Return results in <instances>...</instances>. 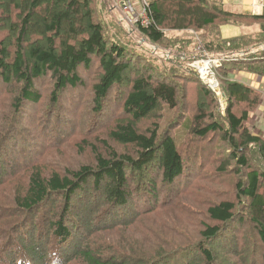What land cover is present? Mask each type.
I'll return each mask as SVG.
<instances>
[{
    "label": "trees",
    "instance_id": "obj_1",
    "mask_svg": "<svg viewBox=\"0 0 264 264\" xmlns=\"http://www.w3.org/2000/svg\"><path fill=\"white\" fill-rule=\"evenodd\" d=\"M147 3L150 23L136 24L135 31L152 45L187 57L195 44L193 35L181 40L170 34L195 32L206 51L228 57L218 70L221 113L216 92L196 72L198 91L203 100L215 101L218 112L203 103L186 109L183 81L195 82L192 77L181 78L129 51L107 30L102 16L107 8L100 0H0V91L9 92L8 112H0V189L18 178L24 184L12 193H0V264H181L178 252L184 264H241L224 258L225 248L229 252L224 241L225 235L237 236L246 224L258 241L252 236L250 244L261 250L260 260L249 263L264 264V138L247 126L263 93L228 78L231 71H242L264 79V11L260 16L234 14L213 0ZM230 25L257 26L258 37L225 40L221 29ZM188 57L193 59L191 53ZM94 66L98 71L90 85L93 120L103 115L112 93L123 86L126 94L120 113L106 120L111 122L105 139L81 140L68 155L75 161L86 154L89 163L57 160L56 169L32 159L33 153L12 150L19 145L10 130L20 115L28 116L41 102L42 82H52L48 107L55 114L51 105L62 99L71 98L77 106V90ZM166 110L173 115L164 119ZM52 114L32 113L25 123L47 141L53 134L63 137L60 115ZM185 121L181 135L178 130ZM175 133L183 137L181 143ZM218 142L225 145V153L216 147ZM210 152L215 160L221 158L214 173L232 177L230 191L222 188L231 196L203 205L204 220L183 234L189 250L183 252L179 246L176 251L151 253V245L172 227L155 221L143 224L113 255L91 249L94 233L126 229L139 221V215L172 195L174 199L194 171L189 162L200 163ZM146 174L153 177L145 180ZM139 190L145 199L135 198ZM240 241L235 237L229 253Z\"/></svg>",
    "mask_w": 264,
    "mask_h": 264
},
{
    "label": "rangeland",
    "instance_id": "obj_2",
    "mask_svg": "<svg viewBox=\"0 0 264 264\" xmlns=\"http://www.w3.org/2000/svg\"><path fill=\"white\" fill-rule=\"evenodd\" d=\"M100 1L103 2V0ZM129 1L133 4V7H135L137 11H141L142 6L140 4V0H138V4L135 3L136 0ZM123 2L124 0H118L117 2H115L116 6L114 5V3L111 2L109 7L110 10L109 8H107L108 11L106 9L102 10V16L103 19L106 21L107 30L110 31L111 34L114 35L115 38L118 39V41L122 43L129 51L143 55L145 60L149 61L152 65H155L158 68L162 67L166 68L167 70L171 69L170 71L174 70L181 78L186 75L187 77H192L191 79L195 81L196 77L194 75H196L198 71V66L200 65L202 67H205L207 70L208 65L209 70L213 73L211 74V76H214L216 80H214L215 82L213 83V85L217 83V86L211 89L215 91L218 96V101L215 98L217 104L218 102H221L222 94L221 92H219L218 88V70L224 62H227L226 59L228 57L224 58L221 54H213L206 51V48L201 45L199 37L195 32H191L194 37L195 44H193L191 50L186 53L187 57H185V55L180 56L181 53L175 49L163 48L164 50H161L157 48L155 45H152L150 42L145 40L140 33L135 31L136 25H131L129 20L127 19L128 15L124 12L122 8ZM240 30H242L241 27L231 28L229 33H224V37L230 39L235 36H239L238 31ZM246 32H248V30L244 31V33ZM234 33H236V35H234ZM161 44L163 45L164 42H162ZM251 51H253V49H251L250 52ZM190 53L191 55H193V59L188 57ZM244 54V52L240 53V55ZM133 61H135V58H133ZM213 61L217 63V66L214 64ZM195 63L196 66H194L196 67V69L192 66ZM210 65L212 66L210 67ZM137 66L141 67L142 65L137 63ZM145 69L147 68L145 67ZM96 70L97 67L94 66L93 70L90 71L87 75H84L82 72L80 73V75H84V84L80 85L78 88L79 90H77L79 92V103L77 104V106L74 100H72L71 98H66L67 100L62 99L60 104L56 106L51 105V108L55 111V114L60 115V122L62 123L60 129L64 131V136L55 137V134H53L52 138L48 141L45 137L40 138V134L35 133L33 131L34 128L25 123V121H28V116H31L32 113L39 114L45 111L49 116H51L52 114L49 111L48 107L49 86L52 82L49 78H46V80L43 81L41 84V92H44V94L42 95L41 102L34 107L32 112L28 111V116L26 114L20 115L19 122H16L15 128L13 130H10L12 136L15 137V142H17V144L19 145V147H13L12 150L24 152L28 151L29 153H33L32 159L48 164L47 166H49L51 163V165H53V167H56V169L58 168L57 160L66 159L65 163L75 165H79L81 163L85 164L86 162L89 163V156L86 154L78 156L75 161H69L68 155L70 154V152H75V146H77L81 140L93 142L97 139H105L107 127L111 122L106 120L107 118L110 119V116H117L120 113L121 103L126 94V89L123 86L118 89V92H116L117 94L112 93L109 102L106 106V109L103 111V115H101V113V116L98 115L96 119L93 120L95 116L91 113L92 104L90 85L94 80L95 75L97 74L98 70ZM206 72L210 76L209 72ZM146 74L148 75L151 73L148 71L146 72ZM246 74L247 73H244L242 71H231L228 74V78L232 81L241 82L243 84H247L248 86L250 85L251 87L258 89L264 94V83L256 82V80H252V78L248 79L247 77H249V75L247 76ZM203 79L206 80L207 77H203ZM183 82V95L186 109L187 107L194 108L200 103H203L204 105L207 104L210 109H214L216 113L218 112L215 109L214 100H203V95H201V91H198L200 86L197 84L196 81L189 82L185 80ZM4 89L7 90V88ZM8 91H13V89H9ZM0 93V112H8L7 107L9 102V92L1 90ZM72 97L75 98L74 95ZM263 104L264 102L257 107L255 112L252 114L251 120L249 121L247 126L251 133H260L264 138V121L262 123L259 122L260 118L264 116V114L262 113L264 111ZM218 108L220 110V113L224 110L223 107L219 106V104ZM25 110H28V106L26 105L24 111ZM55 114H52V118L55 117ZM171 115L173 114L170 113V111H164V119L170 117ZM185 115L189 116L187 112L185 113ZM69 126L72 127V130L71 132H66V128H69ZM186 126L187 121H185L179 128L178 131L181 135L186 131ZM181 135L176 134L177 143H181L183 141V137ZM217 139L218 138L216 137L213 138V140ZM36 145L40 148H36ZM61 147L66 148L65 153H62V150L58 149ZM216 147L220 149L224 148L225 153V145L218 142L216 144ZM8 154L11 155L10 152ZM215 156V153L210 152L207 157L200 163L189 162V164H192V168L194 171H192L193 173L190 175L189 178H186L184 180L186 184L183 186V188L181 187L180 191L174 194L175 200L173 199L172 195V197H170L167 202H165V200L160 202L159 205L155 207L153 211L146 212L147 214L144 213L142 216L139 215V221H137L135 225L130 226L126 229L121 230L118 227H114L107 229L103 232L94 233L92 235V239L94 240L92 242L93 245L91 246V249H93V251L103 250L107 253H110L109 255H113L116 249L119 248L121 244L124 245L129 242L127 239L130 238V236L137 234V230L143 224L149 225L150 223L155 221L156 223H168L172 227H169V229L166 230L167 237L166 235L162 237L160 236L159 239H157L154 244L151 245V249L148 248L151 250V253H156L155 251H160V249H171L172 251H176L179 250V246L181 247L180 249H182L183 252L189 250L190 248L188 247V236L183 234H186V231H188L189 229H191V232H193L194 225L204 220L203 210L205 209V207H203V205L218 202L222 198H230L231 196L230 193L222 191V188L226 191H230L232 177H221L214 173L216 167L219 165V162L221 160V158L215 160ZM63 165L64 164H61V166ZM152 177L153 174L144 175L145 180ZM23 185L24 184L21 178H18L13 182L4 185L0 189V193H12L16 188L21 187ZM179 186H182V182ZM179 186H175L174 188H178ZM160 190L161 192H165L164 186L161 185ZM136 193L138 195L135 198L145 199V193L143 191L141 192V190H139L135 192V194ZM3 194H0V196ZM3 197L6 196L4 195ZM148 198L149 197H147V199ZM235 225L236 224H234L232 227H234ZM234 230H236L237 232L238 229L236 226ZM123 232H125L126 235H124ZM237 233V236L236 233L233 234L230 232L225 235L224 242L229 252L231 250L229 248L232 246V242L234 241L235 237L241 238V241L240 244L238 243L239 246H237L236 251L232 254L227 252L225 248V252L223 255L224 258H228L230 262H241V264H250L249 262L250 260H252V258H258V260H260L261 250H258V247L255 244H250V242H252V236L256 242L258 241L254 236V233L250 232L249 226L246 224L245 227ZM194 237H192V240L195 239ZM139 238V240H141V235H139ZM234 245L236 246V242L234 243ZM254 251H257V253L254 254ZM180 253L181 252H178V254H176L175 256H177V259L179 258L178 263L184 264L185 261L183 260V258L179 257L180 255H182ZM260 264H263V262H261Z\"/></svg>",
    "mask_w": 264,
    "mask_h": 264
},
{
    "label": "crops",
    "instance_id": "obj_3",
    "mask_svg": "<svg viewBox=\"0 0 264 264\" xmlns=\"http://www.w3.org/2000/svg\"><path fill=\"white\" fill-rule=\"evenodd\" d=\"M117 1L118 0H103V3L106 6V8H109L111 2L114 3V5H115V2H117ZM124 1H126V0H124ZM127 1H129V0H127ZM213 1H215L218 4H220L223 7L224 10H226V11H228L230 13H234V14H240V15L241 14H243V15H246V14L248 15L249 14V15H252V16H260L262 14V12L264 11V0H213ZM135 3L138 4L139 1L136 0ZM134 9L136 10L135 7H134ZM109 10H110V8H109ZM238 27H241L242 30H243V31L242 30L238 31L239 32V36H235V37L230 38V39H227V38L224 37V33L225 34L229 33L231 28H238ZM245 30H248V32L244 33ZM234 35H236V33H234ZM170 36L176 37V38H179V39L182 40V39H189L192 36V34L190 32H174V33H171ZM221 37L223 39H225V40L237 39V38H240V37H246V38L249 37V38L255 39V38L258 37L257 26L250 27V28L249 27H245L243 25L226 26V27H223L221 29ZM262 46H264V45H261V49L264 48ZM250 49H253V48H250ZM246 75L247 76L249 75V77H247L248 79L252 78V80H256V82L264 83V79H262V78H260V77H258L256 75L248 74V73ZM254 89H256V88H254ZM256 90H258V89H256ZM263 95H262V103L264 102V96ZM263 110H264V104H263ZM263 121H264V118L262 116V118H260L259 122L262 123Z\"/></svg>",
    "mask_w": 264,
    "mask_h": 264
},
{
    "label": "built area",
    "instance_id": "obj_4",
    "mask_svg": "<svg viewBox=\"0 0 264 264\" xmlns=\"http://www.w3.org/2000/svg\"><path fill=\"white\" fill-rule=\"evenodd\" d=\"M140 4H141L142 8H141V11H139V12L136 11L134 9L133 5L127 0L122 3V8H123L124 12L127 13V15H128L127 19L129 20L131 25L139 24L140 26L145 27L150 23L149 16H148L149 5H148L146 0H140ZM213 62L217 66V63L215 61H213ZM194 65L195 64H193L192 66L196 69V67ZM211 66L212 65H210V67ZM197 69H198L197 73H198L200 79L204 83H206L205 80L203 79L202 73L199 71V68H197ZM209 74L211 76V74H213V73L210 71ZM211 77L215 80L214 76H211Z\"/></svg>",
    "mask_w": 264,
    "mask_h": 264
},
{
    "label": "bare ground",
    "instance_id": "obj_5",
    "mask_svg": "<svg viewBox=\"0 0 264 264\" xmlns=\"http://www.w3.org/2000/svg\"><path fill=\"white\" fill-rule=\"evenodd\" d=\"M147 1V0H146ZM148 14H149V10H148ZM149 16V15H148ZM195 57V56H194ZM200 62H203V61H200ZM195 66H196V63H195ZM198 68H199V71L202 73V76L203 77H207V79L205 80V82L207 83V84H209V87L210 88H213V87H216V83H215V85H213V83L215 82L214 81V79L213 78H211L208 74H207V72L206 71H208L209 73H210V70H209V68H208V65H207V70H206V68L205 67H202V66H198Z\"/></svg>",
    "mask_w": 264,
    "mask_h": 264
},
{
    "label": "water",
    "instance_id": "obj_6",
    "mask_svg": "<svg viewBox=\"0 0 264 264\" xmlns=\"http://www.w3.org/2000/svg\"><path fill=\"white\" fill-rule=\"evenodd\" d=\"M216 81V80H215ZM216 86H217V83H216Z\"/></svg>",
    "mask_w": 264,
    "mask_h": 264
}]
</instances>
